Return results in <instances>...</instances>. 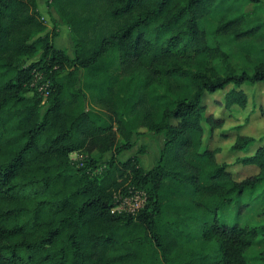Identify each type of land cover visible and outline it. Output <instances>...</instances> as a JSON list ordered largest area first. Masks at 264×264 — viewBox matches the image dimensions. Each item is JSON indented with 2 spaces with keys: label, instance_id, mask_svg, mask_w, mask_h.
<instances>
[{
  "label": "trees",
  "instance_id": "obj_1",
  "mask_svg": "<svg viewBox=\"0 0 264 264\" xmlns=\"http://www.w3.org/2000/svg\"><path fill=\"white\" fill-rule=\"evenodd\" d=\"M49 4L73 56L38 0H0V264H248L264 225L228 227L219 212L264 181V144L222 114L247 108L264 60L237 63L220 38L258 35L262 1ZM222 92L221 116L208 114L205 96ZM147 133L164 137L158 163L145 171V146L121 161ZM217 133L258 173L237 180ZM137 194L138 210H118Z\"/></svg>",
  "mask_w": 264,
  "mask_h": 264
},
{
  "label": "rangeland",
  "instance_id": "obj_2",
  "mask_svg": "<svg viewBox=\"0 0 264 264\" xmlns=\"http://www.w3.org/2000/svg\"><path fill=\"white\" fill-rule=\"evenodd\" d=\"M50 0H38V9L42 19L46 22L48 31L52 32L57 30L60 36L54 40V44L58 49L64 50L69 56H73L74 43L72 41L68 27L59 18L57 12L50 6ZM233 1V0H232ZM262 1L261 16L264 20V0ZM228 2L231 3V0ZM256 6L249 4L244 8V12L248 13L249 19L255 20L256 17L253 14ZM214 23V22H212ZM226 42L225 48L227 52L232 53L235 51L237 54L236 62L240 63L246 58L249 62L261 58L264 60V28L255 37L248 38L244 41L236 44L230 43L229 39L224 36L220 38ZM248 89V88H246ZM224 93H217L215 95H206L204 100L208 107V114L215 113L221 116L223 109L219 107L217 102L224 97ZM248 95L250 98L249 105L245 110H241L239 107L233 111H225L223 116H226L228 123L225 126L226 130H232L231 135L237 134V127L243 126L241 133L253 136L258 141L264 144V114L261 112L260 107L264 110V84H256L249 88ZM257 101V103L254 102ZM46 100L42 103V111L44 112L47 105ZM263 114V115H262ZM216 137L210 143L212 148H221L222 154L219 155L220 162H226L231 165L232 170L235 172L237 180L241 181L245 178L251 177L258 173L256 168H244L237 163V157L229 151L231 142H223L217 133ZM141 146L147 147V154L142 157V166L145 171L152 169L160 159V153L164 147V137L155 136L153 134H146L136 144V147L131 151H126L119 159L126 161L128 158L135 156L138 149ZM111 153H108L104 157V161H107L111 157ZM239 156H243L240 155ZM74 159L79 156L72 155ZM144 204L143 195L137 194L135 197L128 198L125 205L120 210L135 211L138 210ZM219 221L228 227L240 225L242 227H261L264 225V181L258 185L255 189L246 190V192L240 198L236 199L230 207L219 212ZM264 253V236L258 238L257 243L252 246L246 253L248 264H264L261 259V254Z\"/></svg>",
  "mask_w": 264,
  "mask_h": 264
},
{
  "label": "built area",
  "instance_id": "obj_3",
  "mask_svg": "<svg viewBox=\"0 0 264 264\" xmlns=\"http://www.w3.org/2000/svg\"><path fill=\"white\" fill-rule=\"evenodd\" d=\"M120 209H122V208H118V210H120Z\"/></svg>",
  "mask_w": 264,
  "mask_h": 264
}]
</instances>
